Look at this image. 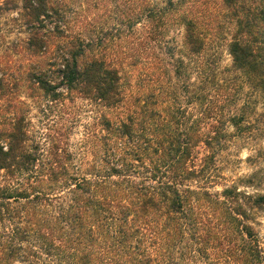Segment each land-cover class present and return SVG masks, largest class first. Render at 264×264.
I'll list each match as a JSON object with an SVG mask.
<instances>
[{
    "label": "trees",
    "instance_id": "16d2710c",
    "mask_svg": "<svg viewBox=\"0 0 264 264\" xmlns=\"http://www.w3.org/2000/svg\"><path fill=\"white\" fill-rule=\"evenodd\" d=\"M83 4L112 14L116 29L94 35ZM218 9L234 25L231 68L264 101L255 3L219 0ZM5 13L24 35L11 49L25 63L19 78L0 66V264H264L253 227L264 195L218 190L214 175L226 124L241 118L226 119L203 89L169 84L202 75L195 64L213 23L202 0H0ZM120 25L156 72L150 91L132 92L109 53ZM172 29L182 30L178 46ZM20 89L31 101L78 98L100 110L78 152L30 142Z\"/></svg>",
    "mask_w": 264,
    "mask_h": 264
},
{
    "label": "rangeland",
    "instance_id": "374dc122",
    "mask_svg": "<svg viewBox=\"0 0 264 264\" xmlns=\"http://www.w3.org/2000/svg\"><path fill=\"white\" fill-rule=\"evenodd\" d=\"M252 1L255 3L259 26L264 27L263 15L259 13L264 7V0ZM202 2L209 7L213 19L204 63L195 64L200 66L202 75L193 71L189 78L188 75L182 76L181 80L173 78L169 84L182 93L192 91L194 87L199 88L197 91L203 89L213 102L214 109L221 112L226 119L241 118L238 127L231 123L226 124L229 136L216 155L214 166V175L218 176L219 182L217 189L220 190V186H236L247 194L264 195V101L260 93L231 68L232 59L227 52L226 42L233 33L234 25L225 18L222 10L219 11V0ZM78 9L89 22H93L94 35H98L100 28L116 29L117 20L105 9H92L84 13V4ZM14 15L15 13H5L0 16V66H6L14 78H19L25 62L19 52L11 47L24 35L13 29L10 19ZM120 27L122 31L117 33L119 37L106 41L109 53L122 62V74L132 92L143 93L139 88L141 85L150 91L154 81L152 76L155 78L156 72L141 56H137V39L125 31L124 25ZM168 37L178 46L182 40V30L172 29ZM135 56L138 59L133 58ZM168 79L166 78V82ZM186 82L193 83V86H188ZM18 94L26 103L25 120L28 123L30 142L38 144L40 148L46 149L56 142L66 146L71 152H78L85 136L95 130L94 124L100 110L88 101L78 98L59 102H49L46 99L31 101L25 97L22 89L18 90ZM253 227L260 242L264 244V211L254 212Z\"/></svg>",
    "mask_w": 264,
    "mask_h": 264
}]
</instances>
